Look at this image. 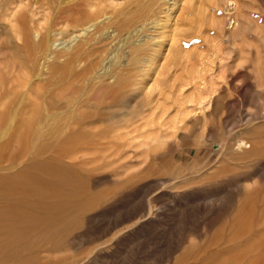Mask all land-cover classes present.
Returning a JSON list of instances; mask_svg holds the SVG:
<instances>
[{"label": "rangeland", "instance_id": "1", "mask_svg": "<svg viewBox=\"0 0 264 264\" xmlns=\"http://www.w3.org/2000/svg\"><path fill=\"white\" fill-rule=\"evenodd\" d=\"M42 15L29 13L30 27ZM139 20L112 43L122 40L133 60L129 35L144 28L121 102L105 110L126 122L107 134L98 161L94 148L74 161L51 157L44 117L65 109L71 85L50 70L38 78L0 27V225L22 228L2 234L19 239L0 264H264V153L237 149L242 137L248 153L264 149V0H158ZM15 81L22 89L4 93ZM244 205L255 207L257 239L235 223Z\"/></svg>", "mask_w": 264, "mask_h": 264}, {"label": "bare ground", "instance_id": "2", "mask_svg": "<svg viewBox=\"0 0 264 264\" xmlns=\"http://www.w3.org/2000/svg\"><path fill=\"white\" fill-rule=\"evenodd\" d=\"M123 1L125 3L124 6H121L115 3L117 2V0H0V27L7 28L12 31L22 51L25 52L24 54L26 55V60H25L24 65L25 64L32 65V70L34 71V73H36V76L38 78H41L42 76H44L45 71L50 70L51 74L54 75L53 77H56L57 75L59 78L62 77L63 80L61 82L63 83H60V84L69 83L71 85L70 92H71L72 97H69L67 100V103H64L66 104L65 109L62 112L59 110L60 112H57L55 115L51 114L53 111L51 113L48 111L47 112L48 114L45 115L44 117L46 120L45 123L52 122L50 125L52 129V133H50L49 135H46L48 137L46 138V140H44V144L47 147L52 146L55 148V150H52L53 152H52L51 157L53 158L61 159V160L64 158H67V159L70 158V160L74 161L72 157L75 156L77 153L79 152L81 153L82 151L90 152V150L94 148L95 151L92 154L89 153V155H92V157L90 156V159H92V161L93 160L98 161L96 151H98L100 147L106 144V140L109 138L107 134H109L110 132L119 130L120 128L123 127L124 123L126 122L125 118L124 119L119 118L120 116H117L118 114L115 115L109 112H105V110L108 108L111 109L113 105L117 104L120 101L119 90H120L121 85L123 83L128 82V80L132 78L131 72L129 71L132 68L131 67L132 62H138L142 57L143 49L139 48L138 46H140L139 44L143 42L144 37L140 34V32L144 28H141V30H138V31L136 30L129 35L130 37H137L134 43L132 42L136 48L130 49L131 54L136 55V57L133 60L129 59V56L127 55L128 53L127 51L121 52V50L123 49V46L121 47L119 45L121 44L120 42L122 40H120L119 45L117 46H113L112 43L113 42L116 43L118 40V36L121 33L126 32L131 28V25L133 24L135 18L136 20L137 19L139 20L143 18L145 15L147 16L148 10H150L156 3H158V0H123ZM39 11L42 12L43 14L42 15L43 23L35 27H30L31 20L29 17V13H33V12L36 13ZM128 60H129V63H127ZM4 64L6 65V63ZM14 74L15 72L9 74L7 77L8 78L13 77L12 75ZM15 76H16L15 78L19 79V75H15ZM70 81L75 83V85L71 84ZM16 82L17 81H15V83L12 82L11 85H9L6 88L4 87L3 92L8 94V93H11L13 90H16L18 87L21 88L22 85L20 84V86H16ZM52 84H53V81H52ZM77 86H80V88L77 91L73 92L72 89L75 90V87ZM97 88H101L102 90H105V91L98 94L95 91ZM27 89L24 94L29 93ZM61 96L62 95L60 94L58 97H61ZM42 99L43 98H41V102H42ZM24 100L26 99H22L20 101L18 108L22 106V104L24 103ZM59 100L63 101L62 97L61 99L59 98ZM204 100L205 99H203L200 104H204ZM51 129L49 128V130ZM242 138H240L241 140L238 143L239 145L237 149L239 150L240 148L241 151L242 150L249 151L250 149L249 144H248L249 138H247L248 142H245L246 140L244 141V139L242 140ZM250 141L252 143L251 139ZM243 147L244 148L249 147V148L248 149L246 148L245 150ZM254 149L255 147L251 149L249 153L248 151L247 153H245L247 154L246 158L248 155H250V157L259 155L258 157H260V155L264 153L263 151L264 149L263 150L260 148H256L255 150ZM257 149H260V150H257ZM250 157L248 156V158ZM53 162L51 161L52 164H55V161ZM44 163H47V162H44ZM44 167L46 168V166ZM52 175H54V173ZM47 177H49V175ZM2 179H0V181H2ZM64 179L65 177H63L62 180L64 181ZM7 182L8 181L6 180L4 184H6ZM81 186L84 187L83 185ZM53 189L54 191L56 190L55 188ZM3 190L1 191L3 195L5 196ZM260 191L261 190H259V192ZM26 192L28 193V191ZM254 196L255 195L253 194V196L251 197H254ZM26 200L28 201V199ZM99 200L101 201V199ZM250 200L252 199L250 198ZM262 203H264L263 200H262ZM27 204L28 203H26V205ZM79 204H81V201ZM248 205H251V204L249 203ZM246 206L244 205L240 207L241 208L240 211H238L234 217V220L236 221L235 223H241L240 226L241 225L246 226L249 229L250 227L254 228L253 226L254 224L252 221L255 219L253 218L252 220V217H255L256 215L254 213L255 207L249 208ZM79 208H82L81 205ZM26 209L27 208H25V210ZM76 210L78 211L79 209L76 208ZM260 211H262L264 214V204H263L262 210L260 208ZM28 212H31V211H28ZM30 214L32 215V213ZM24 217H27V216H24ZM55 217L57 216L55 215ZM256 218H258L257 215H256ZM262 220H263V217H262ZM25 221L27 220L25 219ZM13 222L9 224H12ZM257 222L258 224H261L260 221H257ZM115 226L116 224L114 225V227ZM260 227L262 228V225H260ZM19 228L20 226L18 227V224L15 223V224H12V226H8L3 231L0 225V237L2 236V234L6 233V231L15 232ZM253 228H251L252 230L250 229L251 233L254 231ZM21 229L22 228H20V230ZM32 229H29L32 231L30 236L33 234H38L41 231H43L42 230L43 226L40 224L37 227L32 228ZM242 230L244 229L242 228L241 232ZM250 231H248V233ZM259 232L260 231L257 232L258 235L261 234V233L259 234ZM241 235H243V233ZM255 236L257 235L255 234L254 237ZM3 237L4 236L0 238V252L2 251V249H6L7 247L9 248L12 243H14L15 241L19 239L17 235H12V238L10 241L3 240L5 238ZM261 241L264 244V238H262ZM11 255L15 256L16 254L9 253V256L7 257V259H9ZM239 264H241V262Z\"/></svg>", "mask_w": 264, "mask_h": 264}]
</instances>
